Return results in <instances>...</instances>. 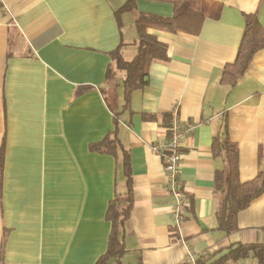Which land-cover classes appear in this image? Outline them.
<instances>
[{
	"label": "crops",
	"instance_id": "crops-1",
	"mask_svg": "<svg viewBox=\"0 0 264 264\" xmlns=\"http://www.w3.org/2000/svg\"><path fill=\"white\" fill-rule=\"evenodd\" d=\"M124 3L0 0V264H95L107 249L108 204L125 196L128 178L132 209L119 264H193L237 244L264 245V191L237 214L234 232L218 228L215 176L225 164L213 152L226 127L239 182L264 171V48L233 84L221 80L245 17L256 16L264 30V0H203L197 33L190 24L147 28L166 59L151 61L147 85L127 105L123 73L105 82L110 53L121 46L131 61L136 15L171 19L174 8L137 0L119 26L114 14ZM174 117L191 127L181 140L187 206L178 229L160 154L151 149L167 140ZM107 138L114 154L90 150Z\"/></svg>",
	"mask_w": 264,
	"mask_h": 264
},
{
	"label": "trees",
	"instance_id": "trees-1",
	"mask_svg": "<svg viewBox=\"0 0 264 264\" xmlns=\"http://www.w3.org/2000/svg\"><path fill=\"white\" fill-rule=\"evenodd\" d=\"M137 0H125L124 5L115 12V18L120 26V17L124 13H131L135 10ZM170 3L174 8V15L171 19H163L148 14H137L134 19L138 42L134 58L126 62L122 59L118 46L110 53L113 64L105 73V82L115 80V70L123 73L122 87L125 104H128L129 97L133 91L143 89L147 82L146 71L153 60L166 59L165 47L157 41L155 36L147 33V28L152 26L162 27L168 31H176L184 25L194 26L195 33L204 18L202 13L203 0H152ZM264 48V30L261 29L256 16L245 17L243 37L237 52L234 64L226 67L223 71L222 81L233 84L241 76L254 54ZM113 113L116 123L117 114L109 102H107ZM114 141L105 139L101 143L90 146L91 151L103 154H114ZM214 155L222 156L225 168L217 172L215 176V191L220 193L221 200L215 213L217 226L223 232L229 234L236 230V216L246 209L248 205L261 195L264 191V171H261L250 182L240 183L238 178L237 149L228 138L226 127L223 128L221 136L213 140ZM2 148L0 150V172L2 165ZM125 164L127 156H124ZM132 209V194L130 179L127 180V192L123 198L114 196L109 202L106 211V220L110 223V233L107 241L106 252L98 258L95 264H108L119 260L124 253V246L120 239V232L125 221L129 218ZM215 252L197 258L193 264H225L227 262H238L245 259H253L256 264H264V245H242L230 246L225 253ZM189 264V263H183Z\"/></svg>",
	"mask_w": 264,
	"mask_h": 264
},
{
	"label": "built area",
	"instance_id": "built-area-1",
	"mask_svg": "<svg viewBox=\"0 0 264 264\" xmlns=\"http://www.w3.org/2000/svg\"><path fill=\"white\" fill-rule=\"evenodd\" d=\"M168 131L169 136L167 140L161 145L153 146L151 149L153 152L160 154L162 170L166 180V189L175 201L173 219L178 229L184 219L185 208L187 206V199L179 181L181 140L190 133L191 127L181 125L179 120L174 117Z\"/></svg>",
	"mask_w": 264,
	"mask_h": 264
},
{
	"label": "rangeland",
	"instance_id": "rangeland-1",
	"mask_svg": "<svg viewBox=\"0 0 264 264\" xmlns=\"http://www.w3.org/2000/svg\"><path fill=\"white\" fill-rule=\"evenodd\" d=\"M226 264H253V263L249 259V260L244 261L243 263L240 261V262H236V263L229 262V263H226Z\"/></svg>",
	"mask_w": 264,
	"mask_h": 264
}]
</instances>
